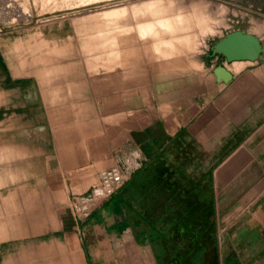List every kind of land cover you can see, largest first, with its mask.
Here are the masks:
<instances>
[{
  "label": "rangeland",
  "instance_id": "obj_1",
  "mask_svg": "<svg viewBox=\"0 0 264 264\" xmlns=\"http://www.w3.org/2000/svg\"><path fill=\"white\" fill-rule=\"evenodd\" d=\"M168 18L179 20L172 32L162 27ZM259 24L264 0H0V146L26 150L0 162L7 173L0 178V264H60L71 257L80 264L76 242L57 232L74 226L78 197L104 171L123 169L134 153H126L122 142L137 137L150 116L163 119L171 110L178 115V108L195 102L198 80L209 77L204 59L218 39L239 29L255 31ZM143 25L153 30L141 34ZM132 56L144 73L131 85L115 89L91 82L108 71L115 75L118 67L130 79ZM59 63L73 66L38 77L41 68ZM32 85L49 115L61 117L54 136L43 139L44 157L36 156L34 136L23 139V87ZM103 95L114 103L105 106ZM73 164L77 174L91 165L107 168L86 193L70 196L68 212L62 180ZM22 190L28 196L24 207ZM34 213H49L53 224L23 234L20 226Z\"/></svg>",
  "mask_w": 264,
  "mask_h": 264
},
{
  "label": "crops",
  "instance_id": "obj_2",
  "mask_svg": "<svg viewBox=\"0 0 264 264\" xmlns=\"http://www.w3.org/2000/svg\"><path fill=\"white\" fill-rule=\"evenodd\" d=\"M254 26L255 31L239 30L263 40L264 24ZM210 55L203 63L209 77L198 80L195 102L178 108V115L171 110L163 119L150 116L138 136L130 138L131 144L127 139L122 142L126 153L134 154L121 169V185L110 197L90 204L88 217L73 212L74 226L57 231L63 239L76 242L80 264H264V61L226 63ZM136 57L132 56L130 79L118 67L115 75L108 71L92 76L91 82L115 89L131 85L144 73ZM144 57L150 62V55ZM218 65L231 74L228 83L216 82L212 71ZM71 66L49 65L37 74L49 78ZM166 73L170 67L164 69ZM105 95L102 103L107 106L111 97ZM48 108L33 85L26 91L23 87V139H37L36 156L44 157L43 139L54 136V123L61 118L58 112L49 115ZM29 131L33 133L27 135ZM25 153L20 146L3 144L0 162ZM66 154L71 160L72 149ZM116 160L121 164L123 158ZM105 168L91 165L77 174L75 164L71 165L68 179L62 180L67 211L70 196L86 193ZM6 175L0 170V178ZM44 175L37 180L39 185ZM20 194L24 207L28 196L23 190ZM35 213L36 218L24 221L20 232L53 224L49 213ZM174 217L194 219L196 236L191 246L182 240L180 224L171 227ZM207 222L210 243L199 235L204 233L200 226ZM66 260L60 264H77L72 257Z\"/></svg>",
  "mask_w": 264,
  "mask_h": 264
},
{
  "label": "water",
  "instance_id": "obj_3",
  "mask_svg": "<svg viewBox=\"0 0 264 264\" xmlns=\"http://www.w3.org/2000/svg\"><path fill=\"white\" fill-rule=\"evenodd\" d=\"M211 57L219 56L226 63L264 61V39L261 40L243 30L225 34L210 47ZM217 83H228L231 74L224 65L216 66L212 71Z\"/></svg>",
  "mask_w": 264,
  "mask_h": 264
},
{
  "label": "bare ground",
  "instance_id": "obj_4",
  "mask_svg": "<svg viewBox=\"0 0 264 264\" xmlns=\"http://www.w3.org/2000/svg\"><path fill=\"white\" fill-rule=\"evenodd\" d=\"M176 18H168L163 21L162 27L167 28L169 32L176 30ZM152 25L140 26L141 34H145L148 31H152ZM99 178V177H98ZM122 183V171L121 169L112 168L110 170L104 171L98 183L91 188V190L78 197L75 204V212L82 217H88V206L102 198L110 197L116 191V188Z\"/></svg>",
  "mask_w": 264,
  "mask_h": 264
},
{
  "label": "flooded vegetation",
  "instance_id": "obj_5",
  "mask_svg": "<svg viewBox=\"0 0 264 264\" xmlns=\"http://www.w3.org/2000/svg\"><path fill=\"white\" fill-rule=\"evenodd\" d=\"M178 224L181 225V227L184 230V234L182 235V240L184 241V243L188 246H191L193 243H195V230H196V224L193 218H189V217H182V218H178V217H174L172 219L171 222V227H175ZM205 225L207 226H200V230H204V233L199 232L200 237L204 238L205 241H207L208 243L211 242V235L209 233V223H205ZM192 252V251H191ZM190 252V253H191ZM192 256V254H190ZM189 256V255H188Z\"/></svg>",
  "mask_w": 264,
  "mask_h": 264
}]
</instances>
